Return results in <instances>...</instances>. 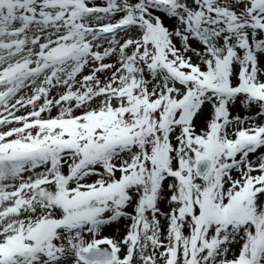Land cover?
I'll return each mask as SVG.
<instances>
[{
	"label": "snow or ice",
	"instance_id": "1",
	"mask_svg": "<svg viewBox=\"0 0 264 264\" xmlns=\"http://www.w3.org/2000/svg\"><path fill=\"white\" fill-rule=\"evenodd\" d=\"M0 264H264V0H0Z\"/></svg>",
	"mask_w": 264,
	"mask_h": 264
}]
</instances>
